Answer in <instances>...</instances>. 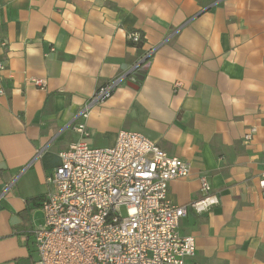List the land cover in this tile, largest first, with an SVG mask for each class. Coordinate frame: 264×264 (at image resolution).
I'll return each mask as SVG.
<instances>
[{"label": "crops", "instance_id": "obj_1", "mask_svg": "<svg viewBox=\"0 0 264 264\" xmlns=\"http://www.w3.org/2000/svg\"><path fill=\"white\" fill-rule=\"evenodd\" d=\"M0 60V264H36L60 151L83 136L113 146L123 129L191 164L168 189L188 208V264H264V0H0ZM203 175L217 202L198 212Z\"/></svg>", "mask_w": 264, "mask_h": 264}, {"label": "built area", "instance_id": "obj_2", "mask_svg": "<svg viewBox=\"0 0 264 264\" xmlns=\"http://www.w3.org/2000/svg\"><path fill=\"white\" fill-rule=\"evenodd\" d=\"M129 38L135 44L142 40L138 32ZM7 67L0 60V76ZM30 80L47 85L44 78ZM119 81L99 85L81 115L86 118L91 105L109 98ZM75 129L84 134L87 127L80 123ZM60 157L46 179L51 187L42 201L44 222L33 231L36 264H188L196 255V238L179 231L188 208L168 198L170 181L190 175L188 161L126 129L113 146H93L83 136ZM200 182L205 196L190 203L198 212L217 202L208 177ZM259 184L264 189V168Z\"/></svg>", "mask_w": 264, "mask_h": 264}, {"label": "water", "instance_id": "obj_3", "mask_svg": "<svg viewBox=\"0 0 264 264\" xmlns=\"http://www.w3.org/2000/svg\"><path fill=\"white\" fill-rule=\"evenodd\" d=\"M147 64L144 65L143 67L141 68H138L133 74L137 77L138 80H142L144 78V75L146 73V69H147ZM131 86L133 87H136L137 86V83H130Z\"/></svg>", "mask_w": 264, "mask_h": 264}, {"label": "trees", "instance_id": "obj_4", "mask_svg": "<svg viewBox=\"0 0 264 264\" xmlns=\"http://www.w3.org/2000/svg\"><path fill=\"white\" fill-rule=\"evenodd\" d=\"M132 43V42H131ZM140 44V43H139Z\"/></svg>", "mask_w": 264, "mask_h": 264}]
</instances>
